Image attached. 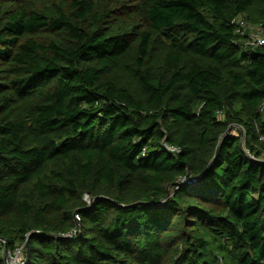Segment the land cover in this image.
I'll return each mask as SVG.
<instances>
[{
    "label": "trees",
    "instance_id": "trees-1",
    "mask_svg": "<svg viewBox=\"0 0 264 264\" xmlns=\"http://www.w3.org/2000/svg\"><path fill=\"white\" fill-rule=\"evenodd\" d=\"M238 15L264 0H0V264H264Z\"/></svg>",
    "mask_w": 264,
    "mask_h": 264
},
{
    "label": "built area",
    "instance_id": "built-area-1",
    "mask_svg": "<svg viewBox=\"0 0 264 264\" xmlns=\"http://www.w3.org/2000/svg\"><path fill=\"white\" fill-rule=\"evenodd\" d=\"M231 24L234 25V33L237 35V39L235 42H238L242 45L244 48H258V47H264V29L260 26H252L249 24L245 18L242 15L235 16L231 20ZM258 111L260 114H262L264 118V99L259 104ZM218 115H221V112H218ZM232 130H236L234 127ZM245 134L244 132H241L240 141L244 143ZM259 141H261L264 144V135L259 136ZM172 151H175V148H170ZM246 155L254 160H261L262 156H264V150L261 153L260 158H255L254 155H252L248 149H245ZM195 178L187 179L189 182H193ZM86 200L88 201V197H86ZM75 234V231L68 232L65 234L67 237H70L71 235ZM4 258H5V264H23L24 260V248L23 246L16 247L13 251H3Z\"/></svg>",
    "mask_w": 264,
    "mask_h": 264
},
{
    "label": "rangeland",
    "instance_id": "rangeland-1",
    "mask_svg": "<svg viewBox=\"0 0 264 264\" xmlns=\"http://www.w3.org/2000/svg\"><path fill=\"white\" fill-rule=\"evenodd\" d=\"M263 34H264V31H263ZM231 131H232V133H234V134L237 133L235 130H231Z\"/></svg>",
    "mask_w": 264,
    "mask_h": 264
},
{
    "label": "water",
    "instance_id": "water-1",
    "mask_svg": "<svg viewBox=\"0 0 264 264\" xmlns=\"http://www.w3.org/2000/svg\"><path fill=\"white\" fill-rule=\"evenodd\" d=\"M228 131H229V129H228ZM27 247V244H26V246H25V248ZM28 255V254H27Z\"/></svg>",
    "mask_w": 264,
    "mask_h": 264
}]
</instances>
